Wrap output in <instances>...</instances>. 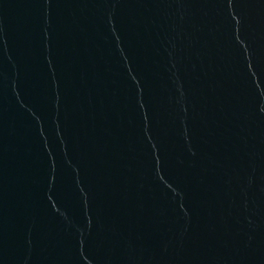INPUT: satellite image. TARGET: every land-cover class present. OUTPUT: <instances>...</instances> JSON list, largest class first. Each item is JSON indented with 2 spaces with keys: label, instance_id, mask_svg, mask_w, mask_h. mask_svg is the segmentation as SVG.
<instances>
[{
  "label": "water",
  "instance_id": "1",
  "mask_svg": "<svg viewBox=\"0 0 264 264\" xmlns=\"http://www.w3.org/2000/svg\"><path fill=\"white\" fill-rule=\"evenodd\" d=\"M0 264H264V0H0Z\"/></svg>",
  "mask_w": 264,
  "mask_h": 264
}]
</instances>
